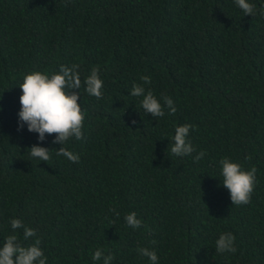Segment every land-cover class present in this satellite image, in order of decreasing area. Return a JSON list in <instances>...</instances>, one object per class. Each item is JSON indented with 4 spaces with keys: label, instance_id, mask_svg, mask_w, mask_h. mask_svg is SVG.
<instances>
[{
    "label": "trees",
    "instance_id": "obj_1",
    "mask_svg": "<svg viewBox=\"0 0 264 264\" xmlns=\"http://www.w3.org/2000/svg\"><path fill=\"white\" fill-rule=\"evenodd\" d=\"M248 2L253 16L235 0H0V246L38 238L47 264H104L97 249L111 264H150L145 247L158 264H264V0ZM73 64L85 121L83 138L64 147L80 160L33 159V145H63L20 129L19 85ZM97 66L101 99L84 84ZM137 84L176 113H146L131 96ZM184 124L195 151L175 156ZM226 157L257 168L247 205L222 186ZM132 212L138 229L126 223ZM12 219L36 237L25 241ZM228 232L237 251L216 253Z\"/></svg>",
    "mask_w": 264,
    "mask_h": 264
},
{
    "label": "clouds",
    "instance_id": "obj_2",
    "mask_svg": "<svg viewBox=\"0 0 264 264\" xmlns=\"http://www.w3.org/2000/svg\"><path fill=\"white\" fill-rule=\"evenodd\" d=\"M245 15H255V5L248 0H235ZM78 65L71 67L61 65L59 71L49 76L46 73L33 71L25 75L23 83L19 85L22 90L20 97L21 110L19 112L20 129L27 124L29 132L39 134V140H45V134H56L53 144L63 145L58 150L33 145L30 147V156L33 159L39 158L40 161L47 162L51 158V153L55 151L57 156L66 157L69 161L78 163L80 156L74 154L64 147L70 138L80 140L83 138V126L85 121V112L82 111L80 101L81 76L78 71ZM99 67H94L91 74L84 80L86 91L91 96L101 99L103 96V81L99 77ZM141 79L151 83L148 76ZM131 96L142 97L141 107L146 113H150L154 118L165 115L164 105L174 115L177 111L173 100L167 96L162 97L164 105L157 99L151 90L145 93L143 86L137 84L131 90ZM2 110V109H0ZM192 125L184 124L175 129V135L170 152L175 156H188L195 151L190 140L187 139ZM168 151V149H167ZM205 152H199L194 160L198 163ZM250 159V158H249ZM222 165V186L226 187L231 193L233 205H247L251 202V195L256 183L257 168L252 166L250 170H244L243 166L232 161L230 158H224L220 161ZM118 215V213H117ZM129 227L138 229L142 225V220L137 219V213L132 212L125 217ZM11 228L15 231L23 228V239L25 241L36 237L34 229L25 227L21 220L12 219ZM153 243H155L153 241ZM235 236L231 232L222 233L215 242L216 253H235L237 248L234 246ZM41 240L35 239L34 243L24 246L17 235H9L0 246V264H47V257L40 247ZM138 253L148 257L150 264H158V256L155 250L138 248ZM103 258L104 264H111L113 257L105 256L97 249L92 256L94 261Z\"/></svg>",
    "mask_w": 264,
    "mask_h": 264
}]
</instances>
